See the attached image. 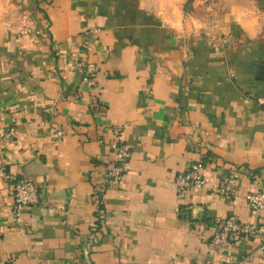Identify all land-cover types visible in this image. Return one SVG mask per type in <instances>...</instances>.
<instances>
[{
  "label": "crops",
  "instance_id": "0c3cea01",
  "mask_svg": "<svg viewBox=\"0 0 264 264\" xmlns=\"http://www.w3.org/2000/svg\"><path fill=\"white\" fill-rule=\"evenodd\" d=\"M252 2L22 0L0 14V164L39 193L18 224L0 175V264H223L214 224L264 225L247 200L264 187V6ZM112 141L129 146V171L100 205ZM198 159L207 185L180 191ZM261 244L242 239L230 264H264Z\"/></svg>",
  "mask_w": 264,
  "mask_h": 264
},
{
  "label": "built area",
  "instance_id": "2783aa9c",
  "mask_svg": "<svg viewBox=\"0 0 264 264\" xmlns=\"http://www.w3.org/2000/svg\"><path fill=\"white\" fill-rule=\"evenodd\" d=\"M88 50H91L88 47ZM79 67L83 72V81L88 85L91 93L93 107L100 105V95L102 88L96 81L92 72L95 65L91 61H79ZM4 136L14 134L12 130L3 133ZM58 135H62V130H58ZM111 158L105 164V173L102 178L101 186L96 190V200L102 205L104 192L110 186L120 183L124 175L129 171V158L131 150L128 145L119 141L110 143ZM207 162L198 159L191 162L185 170L178 174L176 184L180 191H185L191 187H205L208 183L206 178ZM0 175L10 179L13 183V213L15 220L21 224V217L24 208L38 200V186L28 178L18 177L8 172L0 164ZM237 177V172L233 171L221 177L217 191L223 195L231 194L232 185ZM249 205L253 209L264 210V187L258 191L247 195ZM258 233L262 235L261 248H264V225H253L251 223L240 221L234 217H226L212 226L211 243L214 245H223L225 247V261L223 264H230L234 259L233 246L250 234Z\"/></svg>",
  "mask_w": 264,
  "mask_h": 264
},
{
  "label": "rangeland",
  "instance_id": "374dc122",
  "mask_svg": "<svg viewBox=\"0 0 264 264\" xmlns=\"http://www.w3.org/2000/svg\"><path fill=\"white\" fill-rule=\"evenodd\" d=\"M22 0H0V14L8 13L12 8L18 5ZM264 6V0H261ZM248 4H253L252 0H248Z\"/></svg>",
  "mask_w": 264,
  "mask_h": 264
}]
</instances>
